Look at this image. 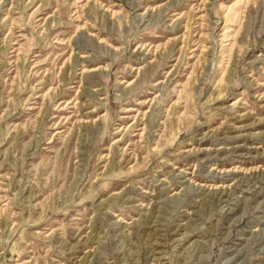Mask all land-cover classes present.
Wrapping results in <instances>:
<instances>
[{"label": "rangeland", "instance_id": "obj_1", "mask_svg": "<svg viewBox=\"0 0 264 264\" xmlns=\"http://www.w3.org/2000/svg\"><path fill=\"white\" fill-rule=\"evenodd\" d=\"M0 264H264V0H0Z\"/></svg>", "mask_w": 264, "mask_h": 264}]
</instances>
